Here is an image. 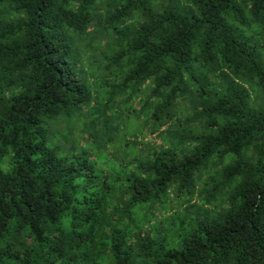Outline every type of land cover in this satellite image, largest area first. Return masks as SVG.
I'll return each mask as SVG.
<instances>
[{
	"label": "clouds",
	"instance_id": "1",
	"mask_svg": "<svg viewBox=\"0 0 264 264\" xmlns=\"http://www.w3.org/2000/svg\"><path fill=\"white\" fill-rule=\"evenodd\" d=\"M0 264H264V0H0Z\"/></svg>",
	"mask_w": 264,
	"mask_h": 264
}]
</instances>
